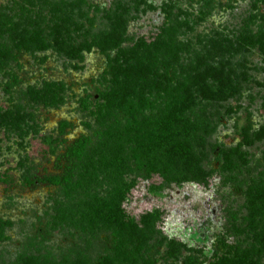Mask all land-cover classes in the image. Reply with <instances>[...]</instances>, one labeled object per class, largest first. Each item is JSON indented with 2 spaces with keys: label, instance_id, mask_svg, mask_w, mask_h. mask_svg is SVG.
Masks as SVG:
<instances>
[{
  "label": "rangeland",
  "instance_id": "1",
  "mask_svg": "<svg viewBox=\"0 0 264 264\" xmlns=\"http://www.w3.org/2000/svg\"><path fill=\"white\" fill-rule=\"evenodd\" d=\"M15 1L0 0V13ZM67 1L57 17L73 18L70 30L75 43H79L85 39L76 25H87L79 13L94 18L92 33L101 34L108 29V18L115 14L119 0H87L88 5L80 7L70 5L77 0ZM120 2L129 17L128 41L123 48L135 47L140 48V53L158 55V74L164 71L160 62L165 47L161 43L169 40L166 31L170 28L176 32L177 51L182 49L170 63L181 78L192 79L203 72L205 67L199 59L202 56L224 71L226 101L201 102L195 109L201 126L193 146L205 177L201 174L200 181L181 185L175 180L185 174H173L175 178L165 184L159 176L148 181L138 175L125 156L117 167L91 161L87 174L101 183L90 184L73 204L57 199L56 189L47 184L29 186L26 178L60 175L59 156L88 134L85 124L94 121L81 110L80 100L95 95L100 88L107 60L97 49L85 52L82 60L69 59L55 48L34 54L16 51L17 59L0 71V110L20 105L28 116L37 117L38 128L29 117L25 125L33 131L25 128L28 133L24 136L11 128L0 129V219L13 224L4 232L6 240L0 241V264H25L26 257L37 258L39 264H74L78 259H86L83 264H96L109 246L110 232L119 220L116 212H110L97 199H111L126 218L138 224L144 216L152 217L157 234L148 242L151 247L156 245L152 252L155 264H182V259L193 253L203 264H210L213 253L221 249L219 241L233 246L238 241L251 242L243 232L262 188L253 195L249 191L256 180H264V0ZM44 14L48 16L47 25L57 21L49 12ZM141 39L146 45L139 47ZM5 41L0 38V42ZM10 72L17 74L21 83L8 93ZM51 82L67 86L66 103L58 110L34 106L25 94ZM195 83L199 85L197 80ZM205 119L211 127L217 125L212 134L202 131L208 125ZM249 121L253 133L246 145L239 128ZM62 122L71 128L54 156L44 139L57 138ZM153 184L161 186L155 194L150 190ZM256 205L261 215L256 220L261 225L263 201ZM172 242L186 247L176 263L169 252Z\"/></svg>",
  "mask_w": 264,
  "mask_h": 264
},
{
  "label": "trees",
  "instance_id": "2",
  "mask_svg": "<svg viewBox=\"0 0 264 264\" xmlns=\"http://www.w3.org/2000/svg\"><path fill=\"white\" fill-rule=\"evenodd\" d=\"M67 2L17 0L12 3V7L4 8L0 13V38L7 39L4 43L0 42V71L17 59L16 51L34 54L55 48L59 54L69 59L82 60L85 52L97 49L107 60L100 88L96 89L95 95H88L80 100L81 110L94 121L93 124H85L88 134L66 147L59 156V161L62 162L60 175L46 176L43 179L29 177L25 179L27 184H47L56 189L57 199L73 204L90 184L101 183L95 176L87 174L91 161L98 160L109 167H117L124 162L125 156L132 162L138 175L148 181L159 176L165 184L175 178L173 174H185V177L176 178L177 185L200 181L201 174L205 177V173L193 146L200 125L195 109L201 102L226 101L227 83L224 71L217 70L218 68L208 63L209 59L202 56L199 59L205 67L203 72L192 79L181 78L173 71L170 61L182 49L177 51L179 44L177 45L176 32L169 26L170 29L166 31L169 40L161 43L165 47L163 61L160 62L164 71L161 75L158 74L155 69L160 58L158 55L140 53V48H123V44L128 41L129 17L127 8L120 0L115 14L108 18V29L101 34L92 33L96 26L94 18L79 13L87 25H76L77 31L84 35L85 40L75 43L70 30L73 18L68 15L57 17ZM71 4L78 7L88 5L87 0H77ZM47 12L57 20L52 26L45 23L48 16L44 13ZM144 45L146 41L139 40L137 46ZM7 75L9 83L6 89L11 93L21 81L15 73ZM196 80L199 85L195 83ZM33 88L25 95L34 106L58 110L66 103L67 86L63 83L51 82L41 89ZM29 117L33 126L38 128L37 117L33 114L28 116L20 105H13L7 111L0 110V129L11 128L13 132L24 136L28 133L25 128L33 129L25 125ZM205 120L208 125L203 126L202 131L206 135L212 134L217 125L211 127L209 120ZM69 128L70 124L62 122L57 129V138L50 136L44 139L52 155L57 156L60 143H63L62 138ZM239 133L245 144L249 145L253 133L250 121L247 126L239 128ZM160 188L161 186L153 184L150 190L155 194ZM260 188L262 193L256 198L264 204V180H256L254 189L249 193L256 194ZM107 200L97 199L108 206L110 212H116L119 220L115 221L110 232L109 246L98 257L96 264H155L152 252L156 245L151 247L148 242L157 234L152 217L144 216L138 224L133 219L126 218L111 199ZM256 204L251 217L247 219L249 225L243 232L250 236L251 242L238 241L233 246L219 241L221 249L213 253L210 264H261L264 260V223L257 224L260 207ZM12 226L11 222L0 219V241L6 240L4 232ZM183 249L186 247L171 243L169 252L174 263L182 259ZM24 260L25 264L40 263L35 257H26ZM85 260L78 259L74 264H83ZM181 263L203 264L194 253L184 257Z\"/></svg>",
  "mask_w": 264,
  "mask_h": 264
}]
</instances>
